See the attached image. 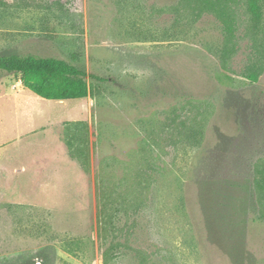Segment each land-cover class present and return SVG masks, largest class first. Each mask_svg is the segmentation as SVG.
<instances>
[{"label": "rangeland", "instance_id": "1", "mask_svg": "<svg viewBox=\"0 0 264 264\" xmlns=\"http://www.w3.org/2000/svg\"><path fill=\"white\" fill-rule=\"evenodd\" d=\"M262 4L0 0V54L90 85L0 74V264H264Z\"/></svg>", "mask_w": 264, "mask_h": 264}, {"label": "trees", "instance_id": "2", "mask_svg": "<svg viewBox=\"0 0 264 264\" xmlns=\"http://www.w3.org/2000/svg\"><path fill=\"white\" fill-rule=\"evenodd\" d=\"M246 1L252 19L260 23L263 0ZM0 74L18 75L26 88L45 99H83L90 94L87 71L61 58L2 53Z\"/></svg>", "mask_w": 264, "mask_h": 264}, {"label": "crops", "instance_id": "3", "mask_svg": "<svg viewBox=\"0 0 264 264\" xmlns=\"http://www.w3.org/2000/svg\"><path fill=\"white\" fill-rule=\"evenodd\" d=\"M24 86V85H23ZM25 87V86H24ZM31 91V90H30ZM87 98V97H86ZM85 99V98H83ZM69 100H79V99H69ZM58 101H63V100H58Z\"/></svg>", "mask_w": 264, "mask_h": 264}]
</instances>
